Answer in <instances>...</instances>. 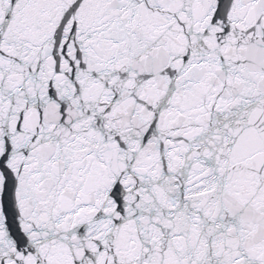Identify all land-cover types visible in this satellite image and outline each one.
<instances>
[{
  "label": "snow or ice",
  "instance_id": "6c2138e0",
  "mask_svg": "<svg viewBox=\"0 0 264 264\" xmlns=\"http://www.w3.org/2000/svg\"><path fill=\"white\" fill-rule=\"evenodd\" d=\"M0 264H264V0H0Z\"/></svg>",
  "mask_w": 264,
  "mask_h": 264
}]
</instances>
